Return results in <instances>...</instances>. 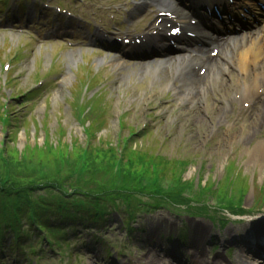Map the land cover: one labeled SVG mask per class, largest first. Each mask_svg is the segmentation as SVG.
Segmentation results:
<instances>
[{
	"label": "rangeland",
	"instance_id": "obj_1",
	"mask_svg": "<svg viewBox=\"0 0 264 264\" xmlns=\"http://www.w3.org/2000/svg\"><path fill=\"white\" fill-rule=\"evenodd\" d=\"M43 2L62 13H73L81 25H85L81 21L85 16L93 20H98L96 16L113 18L111 14L126 3H134ZM128 11L122 13L125 22L136 20L143 13L140 11L133 18L136 14ZM64 18L53 13L50 23L62 27ZM68 21L71 20L67 18ZM89 44L42 43L26 29H0V181L15 182V186H0V195H9L5 202L0 198L1 208L8 215L18 216L25 225L29 223L27 212L14 210L21 202L38 204V211L54 204L61 209L58 202L77 196L91 201L83 195L91 193L105 197L108 210L128 211L131 206L124 199L128 196L155 204L153 196L144 193L150 187L142 192L138 184H151V179H157L165 198L184 197L190 200V208H208L207 219L196 211L194 218L183 213L185 217L180 220L162 209L149 219L136 222L135 230L126 233L121 218L113 215L110 228L93 226L92 223L100 225L95 222L83 227L75 222L78 229L63 239L60 232L71 225L63 217L53 221L56 229L52 234L59 251L50 250L42 233L38 238L20 242L19 249L3 248L0 264H105L108 247L115 264H242L243 257L253 263L254 252L247 248L260 238L253 239L251 235L254 229L264 226V214L254 216L251 211L249 215L253 217L247 214L233 219L237 211L225 213L218 208L224 204L230 210L231 203L243 197L246 211L255 198L264 197V155L259 156L254 168L247 167L245 155L247 150L264 143V119L257 125L250 119L252 106L244 110L241 104H231L217 94L211 95L214 107L224 108L225 114L211 118L207 106L212 99L204 96L197 103L193 98L179 102L173 91L165 88L171 80L157 79L152 73L156 66L146 65L151 62L131 64ZM242 80V76L233 77L236 88ZM193 107L198 109L195 114L186 112ZM4 115L9 119L6 126L1 122ZM200 116L204 122L199 125L196 121ZM245 119L255 127L249 141L242 140L247 137L246 132H231ZM210 122L214 125L210 126ZM234 134L238 136L230 137ZM82 150H90L87 163L81 159ZM74 168L88 171L85 176L72 179L69 173ZM57 181L69 185L58 186ZM108 182L115 186L108 190ZM23 193H28V198L14 200ZM159 201L161 208L170 205ZM5 203L14 204V208ZM188 206L181 205L180 209L185 211ZM242 206L243 202H239L235 207ZM213 214L227 219L223 221L225 226L218 224L217 219L211 222ZM182 223L189 233L186 242L177 238ZM94 236L100 240L90 243ZM34 248L41 251L36 250V254Z\"/></svg>",
	"mask_w": 264,
	"mask_h": 264
},
{
	"label": "bare ground",
	"instance_id": "obj_2",
	"mask_svg": "<svg viewBox=\"0 0 264 264\" xmlns=\"http://www.w3.org/2000/svg\"><path fill=\"white\" fill-rule=\"evenodd\" d=\"M213 1L217 0H211V2ZM145 2L147 7H149V5L159 6L161 8L159 12L173 11L177 13L178 5L174 0H149ZM256 2H258V0ZM159 18H162L161 14ZM184 30H186V28H184ZM218 48L221 50V58H217L216 60L209 59L204 52L199 54L198 57H193L192 63L195 61L201 62L207 69L205 74L197 77L195 85L191 88H189L190 83L186 88H183V84L187 83V78L183 79V77L190 72V67H192L187 57H185V60H181L182 58H170L158 62L156 64L158 69L152 71V73L157 79L166 80L169 78L171 80L169 86L165 88L172 90L174 97L178 98L179 102L189 101L193 98L194 103H197L199 98H203L204 96L208 97V100L212 99L213 102L209 103L207 106V111L211 118H216L214 116L216 114L218 117L225 114L224 108L214 107L215 101L211 95L217 94V96L223 97L231 104L242 103L244 104V109L249 107L248 103H250V105L253 104L252 118L250 119L257 121L258 125V123L264 119V32L245 35L240 39L227 41L219 44ZM234 76L237 78L240 76L243 77L239 88H236L234 85ZM197 111L198 109L193 107L186 112H193L195 114ZM202 117L203 116L198 117L199 119H197L196 124L200 125L204 122ZM213 125L214 124L210 122V126ZM234 129L238 130V132H246L247 137L245 138L244 136L242 138V140L246 139V141H249L251 135L255 132V127L251 126L250 122L246 119L243 120L242 123L236 124L231 132ZM236 136H238V134H234L230 137ZM245 155L248 162L247 167H256L259 164V156L264 155V143H259L251 150H247ZM259 202H264V197L262 195L255 198L253 203ZM254 205L255 204L251 206L253 207ZM177 219L181 220V218ZM262 233L264 236V226L256 230L254 229L251 236L253 239H256L262 237ZM176 242L175 240V243ZM247 250L254 252L255 256L251 259L253 263H250L248 259L244 261L243 257L242 264H264V237L255 241L254 245L250 247L248 245Z\"/></svg>",
	"mask_w": 264,
	"mask_h": 264
},
{
	"label": "trees",
	"instance_id": "obj_3",
	"mask_svg": "<svg viewBox=\"0 0 264 264\" xmlns=\"http://www.w3.org/2000/svg\"><path fill=\"white\" fill-rule=\"evenodd\" d=\"M87 129V128H85ZM4 152V151H3ZM82 154H81V159L82 160H87L88 159V154H90V150L88 151H84L82 150ZM85 154V155H84ZM5 156V155H4ZM122 157V156H121ZM5 158H7L5 156ZM88 160L85 162L87 163ZM116 163H113V166H115ZM88 171V168L85 169H80V168H74L70 173V178L74 179V178H80L86 175ZM59 174H60V169H58L57 174H56V179H59ZM144 180V179H143ZM7 181V182H6ZM138 181V180H137ZM157 179L153 182L151 179V184L148 182V184L143 185L141 181L140 184H138L140 186V190L142 192H144L147 187L149 186V191H151V193L148 192H144L145 196L147 195H152L153 198L155 199V204L150 205L148 202L143 201L140 202V200L137 198L135 200V198L132 200L129 196L128 198H124L127 202V204H129L131 207L128 211H124L122 208H118L116 211L113 210H108V207L106 206L107 201H105V197H102V199L100 197H96L95 195L89 193H83V195L86 198H90L91 201H89V199H82L79 198L80 196H77V198H74L70 201H66L65 202L61 201L58 202L57 204H59V206H62L61 209H57V206H51L49 209L47 210H42V211H38L37 210V204L36 203H27V202H21L20 204H18L17 208L14 209L16 212L19 211H24L27 212V219L29 221L27 228H25V230H23L22 225H20V221L18 216L14 215H8L7 211H5V209L1 208L0 206V213H2V217L0 219V249L5 246V244L9 241L8 237H10L11 240V245L14 246V244L19 243L20 241H22L23 237H27L29 235H31L33 231H37V234H35L36 236H38V230L35 229V227H38L40 229V232H45L46 234L50 233V228L52 229V227H54V223L53 221H58L61 218H70V220H75V221H79V222H87L89 224H91L92 222L95 223H100V225L95 224V226H104L106 225V223L109 221H111V216L114 215H119L122 219H123V223H124V229L128 230V231H132V224L135 220L139 219V216L142 215H150L151 213H157V211H160L162 209L164 210H168L169 212H171L172 214H177V215H181V213L183 214L184 210L182 209H177L175 207L172 206H183L184 204L188 206L189 201L188 199L184 198V197H179V196H175L172 198H165L167 197L166 195H164L163 191H162V187L158 186L157 184ZM56 182V180H55ZM54 182V183H55ZM62 182V181H61ZM58 182L56 183V185L58 186H68L64 185L63 183ZM6 184H8V186H15V182H13L12 180L8 179L5 181H0V186H5ZM74 186V185H73ZM105 186H107V189L109 190V186H115L111 183H107L105 184ZM113 188V187H112ZM106 190V191H108ZM3 192L5 193V190H3ZM28 193H23L22 196L20 197H14V200H16L17 198L21 199V198H28ZM142 196H144V194H142ZM135 197V196H134ZM0 198H3V201L5 202V200L7 198H9V195H0ZM166 201L168 202L170 205H165L164 208H161V205H157L158 203H160L161 201ZM143 200V199H142ZM60 201V199L58 200ZM15 202V201H13ZM171 202V203H170ZM243 202V197H239L237 200H235L231 205L232 206H237L238 203ZM17 203V202H16ZM97 203V205H96ZM11 205L12 208H14V204H9V203H5L4 205ZM51 204V203H50ZM3 205V206H4ZM37 205V206H36ZM207 205V204H204ZM7 207V206H6ZM36 207V208H34ZM67 207V208H65ZM171 207V208H169ZM134 208V209H133ZM236 208V207H235ZM136 213H135V211ZM258 210H264V204H261L258 207ZM156 211V212H155ZM186 213L190 214V213H195L196 211L199 213V215L201 216H207L208 215V208H198L195 210V208H190L189 206L185 209ZM61 212V213H60ZM134 212V213H131ZM5 216V217H4ZM102 223V224H101ZM94 225V223H92ZM34 232V233H35ZM25 237V238H26ZM187 236H185L183 234L182 239L186 240ZM49 242L51 244H53V240L51 238H49Z\"/></svg>",
	"mask_w": 264,
	"mask_h": 264
}]
</instances>
